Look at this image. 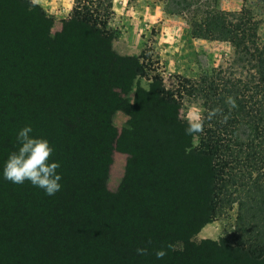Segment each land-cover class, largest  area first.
<instances>
[{"label":"trees","instance_id":"16d2710c","mask_svg":"<svg viewBox=\"0 0 264 264\" xmlns=\"http://www.w3.org/2000/svg\"><path fill=\"white\" fill-rule=\"evenodd\" d=\"M113 13L112 0H73L52 34L53 18L37 2L0 1V171L30 124L55 146L63 177L54 196L0 178V264H264L261 17L246 1L208 11L189 32L229 42L232 66L179 78L174 88L136 85L131 103L147 65L112 55ZM187 98L200 101L202 133H185ZM117 111L127 115L120 131ZM115 150L127 154V168L108 201ZM232 210L230 232L194 239Z\"/></svg>","mask_w":264,"mask_h":264},{"label":"rangeland","instance_id":"374dc122","mask_svg":"<svg viewBox=\"0 0 264 264\" xmlns=\"http://www.w3.org/2000/svg\"><path fill=\"white\" fill-rule=\"evenodd\" d=\"M10 3L11 0H0ZM53 18L51 33L59 31L62 21L71 15L73 0H33ZM252 6L262 19L259 34L264 38V0H112L113 16L108 22L109 45L113 56H136L147 65L146 74L137 76L128 93L130 102L136 85L148 88L151 82L174 88L179 78L197 81L212 68L232 66L234 48L229 42L194 38L189 32L191 24L217 9L238 10L244 2ZM106 39L97 37L95 51L101 53ZM198 99H185L179 109L183 120L201 117ZM127 115L115 112L113 123L120 131ZM197 136L193 144H197ZM127 154L115 150L107 179V200L111 201L127 168ZM234 210L212 222V239L230 232L234 224ZM225 235V234H224ZM228 237V235H226ZM195 240L200 238L195 236Z\"/></svg>","mask_w":264,"mask_h":264},{"label":"clouds","instance_id":"9594fccd","mask_svg":"<svg viewBox=\"0 0 264 264\" xmlns=\"http://www.w3.org/2000/svg\"><path fill=\"white\" fill-rule=\"evenodd\" d=\"M233 106L236 101L229 97ZM203 120L197 116L189 119L185 129L187 135L202 133ZM18 148L7 156L0 171V178L12 184L22 185L26 181L34 187L42 189L48 196H54L62 190V175L57 171L61 167L59 161L51 159L55 146L45 137L33 134V127L28 124L22 127L16 136ZM171 247V245H169ZM137 253L143 255L147 249L137 248ZM165 250L156 251L157 259H163Z\"/></svg>","mask_w":264,"mask_h":264},{"label":"crops","instance_id":"0c3cea01","mask_svg":"<svg viewBox=\"0 0 264 264\" xmlns=\"http://www.w3.org/2000/svg\"><path fill=\"white\" fill-rule=\"evenodd\" d=\"M213 233L214 231H213L212 222H209L201 228V230L197 233L196 236L199 238H211L213 236Z\"/></svg>","mask_w":264,"mask_h":264}]
</instances>
